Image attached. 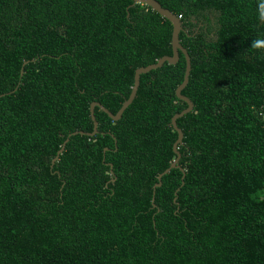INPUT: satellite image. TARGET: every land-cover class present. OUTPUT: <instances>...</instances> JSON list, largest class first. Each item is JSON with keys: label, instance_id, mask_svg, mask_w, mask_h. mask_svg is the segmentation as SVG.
Segmentation results:
<instances>
[{"label": "trees", "instance_id": "16d2710c", "mask_svg": "<svg viewBox=\"0 0 264 264\" xmlns=\"http://www.w3.org/2000/svg\"><path fill=\"white\" fill-rule=\"evenodd\" d=\"M158 1L182 21L194 107L177 119L184 172L153 206L182 52L52 160L92 131L93 101L116 113L135 69L172 54L171 22L132 0H0V264H264V0Z\"/></svg>", "mask_w": 264, "mask_h": 264}, {"label": "water", "instance_id": "95a60500", "mask_svg": "<svg viewBox=\"0 0 264 264\" xmlns=\"http://www.w3.org/2000/svg\"><path fill=\"white\" fill-rule=\"evenodd\" d=\"M133 4L135 3H142V4H146L148 6H150L153 10H155L156 12H158L161 16L165 17L166 19H168L171 24H172V34H171V48H172V54L171 55H163L161 57H159L154 63H150L146 66H140L137 67L135 69L134 72V83L132 85L131 88V92L129 94V96L124 100V102L122 103L121 107L116 111V113H112L108 108H106L103 104H101L98 101H93L90 104V117L93 121V129L91 132H85L83 130H75L73 132H70L67 137L64 139L61 147L59 148V150L57 151L56 156L54 157V159L52 160V164L58 160L60 153H62V151L65 148L66 143L69 141L70 136L75 135V134H87V135H94L96 133H98V121L95 117L94 114V108L95 106H98L102 111H104L105 113L108 114V116L116 121L118 119H120V117L122 116L123 111L129 106V104H131V102L133 101L139 83H140V75L143 73H147L152 69H156L161 67L165 62L169 63V64H175L178 60H179V52H182L184 54L185 57V71H184V76H183V81L181 82V84L176 88V95L177 97L183 99L186 103L187 106L182 109L181 111L175 113L172 118H171V125L173 126V128L176 130L177 132V138L173 144V151L176 154V157L173 159V161L170 163V165L165 168L162 172H160L157 176V182L154 184L153 186V197H152V205L156 206V204L154 203V193H155V189L156 187H159L161 185V178L164 174L168 173L172 168H179L181 171L184 172V168L179 164V159L181 157V153L178 150V146L180 144L183 143L182 139H183V132L181 130V128L177 125V119L179 117H182L184 114L188 113L189 111H191L194 107V103L192 102V100L185 96L182 93V90L184 89V87L187 85L188 83V79H189V74H190V70H191V59L189 56V53L187 51V49L182 45L181 41H180V37L179 34L181 31L184 30V27L182 25V21L180 20V18L173 13L171 10H169L168 8L163 7L158 0H132ZM132 4V5H133ZM27 61L24 62V64ZM23 73V67L21 69V74ZM17 88V86L10 92L15 91ZM9 93V92H8ZM5 93H1L0 96H3ZM113 138L115 139V136H113ZM107 150V147L104 148L103 153H105V151ZM110 167H112L111 163H108ZM183 177H184V173L182 176V183L183 184ZM176 194V192H175ZM176 199V197H175Z\"/></svg>", "mask_w": 264, "mask_h": 264}, {"label": "clouds", "instance_id": "9594fccd", "mask_svg": "<svg viewBox=\"0 0 264 264\" xmlns=\"http://www.w3.org/2000/svg\"><path fill=\"white\" fill-rule=\"evenodd\" d=\"M179 18H180V17H179ZM260 19H261V20H264V10H262V11L260 12ZM254 43H255V45H261V44H264V40H257V41H255Z\"/></svg>", "mask_w": 264, "mask_h": 264}, {"label": "rangeland", "instance_id": "374dc122", "mask_svg": "<svg viewBox=\"0 0 264 264\" xmlns=\"http://www.w3.org/2000/svg\"><path fill=\"white\" fill-rule=\"evenodd\" d=\"M211 22H213V21H211ZM213 26V25H212Z\"/></svg>", "mask_w": 264, "mask_h": 264}, {"label": "built area", "instance_id": "2783aa9c", "mask_svg": "<svg viewBox=\"0 0 264 264\" xmlns=\"http://www.w3.org/2000/svg\"><path fill=\"white\" fill-rule=\"evenodd\" d=\"M178 17H180V16H178Z\"/></svg>", "mask_w": 264, "mask_h": 264}]
</instances>
